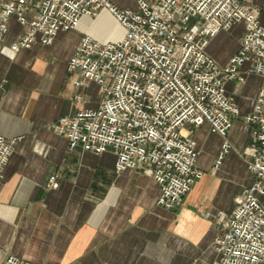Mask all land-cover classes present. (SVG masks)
Returning <instances> with one entry per match:
<instances>
[{
    "label": "built area",
    "instance_id": "built-area-1",
    "mask_svg": "<svg viewBox=\"0 0 264 264\" xmlns=\"http://www.w3.org/2000/svg\"><path fill=\"white\" fill-rule=\"evenodd\" d=\"M120 8L110 0H0V40L15 18L24 28L12 51L37 42L51 45L61 31L78 28L83 16L107 9L123 30L122 37L100 41L84 34L67 69L78 71V88L98 86L96 107H81L58 118L55 130L67 148L95 154L111 152L117 172L142 166L160 187L157 204L179 206L204 172L194 128L208 124L222 138L213 163L218 170L233 150L228 135L239 120L251 142L238 152L252 182L235 198L230 212L216 214L214 264H264V87L242 114L227 94L229 81L248 74L264 78V23L261 10L247 0H134ZM242 24L239 47L224 65L207 51L212 39ZM75 98L82 101V96ZM186 131V133H184ZM22 136L0 134V177ZM47 186H59L51 176ZM0 264H31L9 256Z\"/></svg>",
    "mask_w": 264,
    "mask_h": 264
},
{
    "label": "crops",
    "instance_id": "crops-1",
    "mask_svg": "<svg viewBox=\"0 0 264 264\" xmlns=\"http://www.w3.org/2000/svg\"><path fill=\"white\" fill-rule=\"evenodd\" d=\"M110 1L127 8L124 0ZM247 2L260 8L264 23V0ZM240 27L243 31L238 24L211 40L207 51L220 64L236 52L242 35L228 50L215 45ZM23 31L11 18L0 40V134L22 136L0 177V263L16 256L31 264H214L216 214L230 212L252 182L238 154L251 142L242 123L234 122L228 135L234 148L216 171L222 138L208 124L194 128L204 175L179 206L166 209L157 204L159 185L142 166L117 172L114 154L69 151L66 137L55 130L58 118L98 105V86L76 87L79 72H69L67 64L84 34L103 42L122 37L116 19L103 8L97 17L83 16L77 29L59 32L51 45L37 42L12 51ZM246 68L244 82L226 84L242 114L264 87V78ZM51 176H57L56 189L47 186Z\"/></svg>",
    "mask_w": 264,
    "mask_h": 264
},
{
    "label": "rangeland",
    "instance_id": "rangeland-1",
    "mask_svg": "<svg viewBox=\"0 0 264 264\" xmlns=\"http://www.w3.org/2000/svg\"><path fill=\"white\" fill-rule=\"evenodd\" d=\"M123 5H124V7H127V8H134V0H124L123 1ZM240 35H242L241 27L238 30L236 29V31H234V33L231 34L230 37L228 39H226L224 43H217L215 45V48L218 49L219 51L220 50L221 51L228 50L229 48H232V46L236 45L237 38ZM118 37H120V36H118ZM118 37H115V38L111 37V39L115 40V39H118ZM90 93H91L92 96L96 97V91L95 90H90Z\"/></svg>",
    "mask_w": 264,
    "mask_h": 264
}]
</instances>
